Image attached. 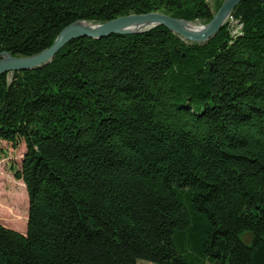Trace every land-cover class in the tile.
Returning a JSON list of instances; mask_svg holds the SVG:
<instances>
[{
	"label": "trees",
	"instance_id": "obj_1",
	"mask_svg": "<svg viewBox=\"0 0 264 264\" xmlns=\"http://www.w3.org/2000/svg\"><path fill=\"white\" fill-rule=\"evenodd\" d=\"M224 1L0 0V53L33 57L80 21L205 25ZM231 18L206 45L159 26L0 76L29 198L26 234L0 224V264H264V2Z\"/></svg>",
	"mask_w": 264,
	"mask_h": 264
},
{
	"label": "water",
	"instance_id": "obj_2",
	"mask_svg": "<svg viewBox=\"0 0 264 264\" xmlns=\"http://www.w3.org/2000/svg\"><path fill=\"white\" fill-rule=\"evenodd\" d=\"M244 1L246 0H225L214 18L205 25L172 18L161 13L130 15L104 24L76 22L65 28L49 49L33 57L18 58L7 52L0 53V76L39 70L48 66L64 47L76 39L101 40L112 35L141 34L159 26L165 27L185 42L206 45L218 35L228 23L236 7ZM260 1L264 2V0ZM187 24H193L195 30L185 28Z\"/></svg>",
	"mask_w": 264,
	"mask_h": 264
},
{
	"label": "rangeland",
	"instance_id": "obj_3",
	"mask_svg": "<svg viewBox=\"0 0 264 264\" xmlns=\"http://www.w3.org/2000/svg\"><path fill=\"white\" fill-rule=\"evenodd\" d=\"M25 150V145L14 148L0 141V224L22 234L27 231L29 198L24 183L15 174ZM243 239L251 243L250 234H245Z\"/></svg>",
	"mask_w": 264,
	"mask_h": 264
},
{
	"label": "bare ground",
	"instance_id": "obj_4",
	"mask_svg": "<svg viewBox=\"0 0 264 264\" xmlns=\"http://www.w3.org/2000/svg\"><path fill=\"white\" fill-rule=\"evenodd\" d=\"M185 28L195 30V26L193 24H187L185 25Z\"/></svg>",
	"mask_w": 264,
	"mask_h": 264
},
{
	"label": "built area",
	"instance_id": "obj_5",
	"mask_svg": "<svg viewBox=\"0 0 264 264\" xmlns=\"http://www.w3.org/2000/svg\"><path fill=\"white\" fill-rule=\"evenodd\" d=\"M229 21H230V22H233L232 18H230ZM229 21H228V22H229ZM238 30H239V29L234 30V33H235V34L238 33Z\"/></svg>",
	"mask_w": 264,
	"mask_h": 264
}]
</instances>
